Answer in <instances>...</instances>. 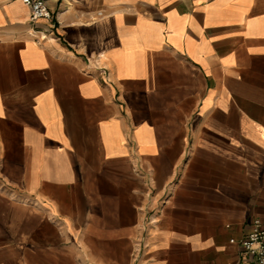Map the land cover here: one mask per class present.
<instances>
[{
  "label": "crops",
  "instance_id": "obj_1",
  "mask_svg": "<svg viewBox=\"0 0 264 264\" xmlns=\"http://www.w3.org/2000/svg\"><path fill=\"white\" fill-rule=\"evenodd\" d=\"M49 6L0 0V264H258L264 0Z\"/></svg>",
  "mask_w": 264,
  "mask_h": 264
},
{
  "label": "built area",
  "instance_id": "obj_2",
  "mask_svg": "<svg viewBox=\"0 0 264 264\" xmlns=\"http://www.w3.org/2000/svg\"><path fill=\"white\" fill-rule=\"evenodd\" d=\"M31 8V20H53V12L49 6V0H22ZM235 242V239H232ZM246 255L254 259L258 264H264V224L259 218H255L249 233L241 240Z\"/></svg>",
  "mask_w": 264,
  "mask_h": 264
}]
</instances>
